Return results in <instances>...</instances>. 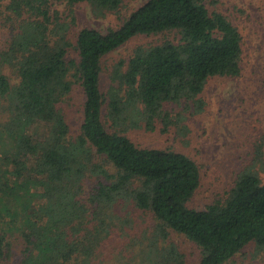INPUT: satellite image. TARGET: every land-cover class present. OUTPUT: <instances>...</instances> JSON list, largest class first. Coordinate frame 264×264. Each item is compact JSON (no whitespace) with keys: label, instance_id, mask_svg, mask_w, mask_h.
<instances>
[{"label":"trees","instance_id":"16d2710c","mask_svg":"<svg viewBox=\"0 0 264 264\" xmlns=\"http://www.w3.org/2000/svg\"><path fill=\"white\" fill-rule=\"evenodd\" d=\"M4 1L10 26L0 69L8 67L17 83L0 72V264L12 238L23 246L17 264H102V250L125 225L114 213L120 202L151 213L158 225L104 264H185L174 245L160 244L171 232L201 249L199 264H227L250 244L264 251L260 148L225 201L196 210L189 202L201 185L199 165L173 149L141 148L122 129L168 131L169 107L185 103L200 113L209 80L241 75L243 37L229 18L210 12L205 0H149L119 28H85L72 41L74 19L53 12V2L117 12L124 0ZM163 33L176 40L138 47L106 95L104 58L135 37ZM75 88L85 103L73 138L61 105ZM185 112L174 115L182 120Z\"/></svg>","mask_w":264,"mask_h":264},{"label":"rangeland","instance_id":"374dc122","mask_svg":"<svg viewBox=\"0 0 264 264\" xmlns=\"http://www.w3.org/2000/svg\"><path fill=\"white\" fill-rule=\"evenodd\" d=\"M147 1L149 0H124L117 12H101L87 2L73 6L66 2H53L50 7L67 22L74 19L71 23V39L75 41L78 32L85 28L101 32L119 28L125 19ZM205 3L210 12H220L229 18L242 34L241 75L209 80L202 94L204 109L200 113L195 112L194 108H186L185 103L169 107L173 123L168 131H162L161 125L152 132L131 129L129 125L122 126L137 146L159 150L173 149L186 154L199 165L201 185L189 202V207L196 210H205L217 201H225L238 174L253 162L258 148L264 159V0H205ZM7 5L6 1L0 5V50L8 43L10 17ZM166 40L175 41L176 35L163 33L138 36L106 56L102 63L103 92L108 94L113 85L111 77L117 67L120 64L126 66L138 47L159 45ZM70 57L77 56L75 52H71ZM0 70L11 79L12 85L17 83L8 67H1ZM119 86L116 84V87ZM84 103L82 90L75 88L61 105L73 138L81 131ZM172 108L176 110L171 111ZM181 110L187 111L182 120L174 115V111ZM103 112L105 126L112 132L111 123L107 119V105ZM129 113L133 115L134 111ZM255 167L264 183L263 164L257 163ZM114 213L120 218L118 222L125 225L122 230L115 229L109 240L111 243L102 250V257L99 259L102 264L116 261L115 253L125 250L127 241H143L158 225L151 213L141 211L126 202L115 205ZM127 218L129 221L124 222ZM11 244L9 260L2 264H17L16 257L21 254L22 242L18 238H12ZM160 244L174 245L183 255L185 264L200 263L201 249L183 235L171 232L167 241L161 240ZM126 254L127 250L124 255ZM120 260L117 264H124ZM93 264L98 263L94 261ZM227 264H264V251L250 244Z\"/></svg>","mask_w":264,"mask_h":264}]
</instances>
